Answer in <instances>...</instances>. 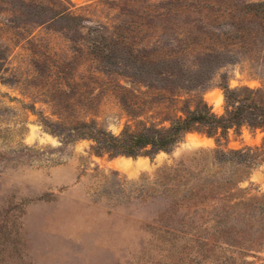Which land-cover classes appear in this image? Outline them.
Returning a JSON list of instances; mask_svg holds the SVG:
<instances>
[{
  "label": "rangeland",
  "instance_id": "1",
  "mask_svg": "<svg viewBox=\"0 0 264 264\" xmlns=\"http://www.w3.org/2000/svg\"><path fill=\"white\" fill-rule=\"evenodd\" d=\"M258 3L0 0V264H264V248L157 243L144 180L200 151L260 146L264 131L192 132L152 158L70 141L79 123L115 137L167 128L201 102L221 117L224 87L263 98ZM248 173L239 188L264 196V162Z\"/></svg>",
  "mask_w": 264,
  "mask_h": 264
},
{
  "label": "trees",
  "instance_id": "2",
  "mask_svg": "<svg viewBox=\"0 0 264 264\" xmlns=\"http://www.w3.org/2000/svg\"><path fill=\"white\" fill-rule=\"evenodd\" d=\"M249 7L264 13V3ZM223 89L227 110L221 117L201 102L192 110L187 108L183 118L175 119L167 128L147 127L138 132L125 129L115 137L94 123H79L72 129L70 141L87 138L96 154L152 158L160 152L169 153L192 132L211 137L241 127L264 131V96L258 99L260 91ZM197 156L190 165L181 162L163 167L144 179L155 208L149 225L154 240L169 245L184 239L202 255L229 248L245 258L256 248L263 249L264 196H249L239 185L253 166L264 162V138L253 148L200 151ZM226 166L235 169L225 173ZM243 264L250 263L243 260Z\"/></svg>",
  "mask_w": 264,
  "mask_h": 264
}]
</instances>
